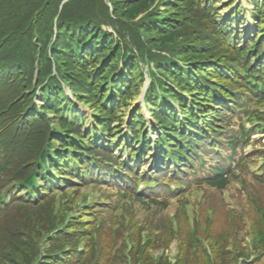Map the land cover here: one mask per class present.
I'll return each mask as SVG.
<instances>
[{
  "label": "trees",
  "instance_id": "obj_1",
  "mask_svg": "<svg viewBox=\"0 0 264 264\" xmlns=\"http://www.w3.org/2000/svg\"><path fill=\"white\" fill-rule=\"evenodd\" d=\"M11 0H0V37L10 35V34H16L17 31V25L21 23V19L26 18V15L21 10L20 14L18 15V18L13 19L12 12L14 9L13 2H10ZM27 0H22L23 8L29 9L30 2L26 3ZM62 0H40V3L36 5L35 0H31V11H33L35 8L39 9L38 15H37V21L36 25L41 33H44V35L47 38H51L53 35V27H54V17L56 12L59 10V4ZM152 0H117V3L115 4L116 9L119 10L120 13H122L121 18V27L123 30H127L129 34L132 36L133 33H135V29H142L143 31H147V36L151 39L144 42H150L154 44H160L162 46L168 45L169 42H173L174 46L177 47L178 50L181 49V52H183L186 56L191 55H197L199 60L196 62V66L198 67H208L209 69L212 68V64L205 65L203 64L202 57L203 55L210 57L208 60H211V58L216 57V55H219L220 61H223L226 65L230 66L232 62L229 59V56L224 53V51L218 49L217 47H213L212 49H207L203 52L196 51L193 44L190 42L192 37H196V34H199V32H196L197 30L200 31H206V29L203 27L204 24L208 28V22L205 21V23L201 20L200 17H198V13L194 12L191 13L194 16L188 17L186 19H182L180 22L178 21L183 14H180L177 19L172 16V11L169 9L160 10L159 8H155L153 11H148L147 14L143 18H140L136 24L132 19L134 16H136L139 12H146L149 9V4ZM103 0H70L67 2L63 9L61 10L60 16L58 18V26L60 28V31H64V34H68L67 36H62L59 32V43L57 44L60 52L58 54V60L60 67L62 69V74H66L68 77V80L71 82L72 85L76 84L77 77L80 74H83L82 70L79 69L77 71V68H70L69 65H72L75 67L77 64L75 60L72 57H67V52L70 50L71 44H67V41H72V36L70 34H73V32L85 29V24H88L90 27L96 25V22L105 14V6H104ZM26 3V4H25ZM25 4V5H24ZM44 7L40 8V6ZM34 7V9H33ZM209 12H212L210 8L208 7V4L202 8ZM167 14L171 17L166 19L164 22H160V15ZM189 20V21H188ZM204 23H202V22ZM163 27H162V26ZM183 25V26H182ZM136 27V28H134ZM88 28V26H86ZM186 30H193L195 33L194 35L185 37L186 43H177V39H179V35L184 33ZM161 35L162 33L166 34L165 38H158L155 34ZM135 41L140 44L141 38L139 33L135 35ZM200 38H198V41ZM74 41V40H73ZM72 41V42H73ZM95 43L98 45V48L95 44H93L92 50H97L99 52L104 51V47L106 45V36L95 38ZM33 50H31V56L33 54H36L37 46L36 44L31 45ZM142 43V47H143ZM112 48V44L110 46ZM191 49V50H190ZM171 52L172 48L169 49ZM105 52V51H104ZM104 52L102 54H104ZM114 52L111 53V56ZM243 55V53H240ZM134 55V52H132L130 58H132ZM117 59V58H115ZM195 59V58H194ZM129 60V59H127ZM202 63H201V62ZM132 63V61H131ZM256 94V92H254ZM264 100V99H263ZM257 113V110L254 111ZM231 145L235 147L236 143L238 142L237 138H233L231 140ZM219 175V173H216ZM208 181L219 184L221 187L225 183V178H220L219 180L215 179H209ZM17 216L16 214H12L11 216L7 213L2 214L0 212V232L7 231L10 227L11 220H16ZM5 223L4 226L1 225V223ZM70 229L69 227H67ZM257 233L260 234V231L257 230ZM68 239V237L66 238ZM0 239V264H35L36 260H39V255L42 254V249L40 245L36 242V240H32L31 242L28 241V239L21 238V240L16 243L14 247V251L16 255H18L17 259H13L12 253L9 257V259H6V256L12 252L11 251V245H10V236H7L4 241ZM65 244L62 239H59L57 242H49L48 245V251H50V255H52V258H54L56 254V249ZM46 247V246H45ZM144 250H141L142 252ZM58 257V255L56 254ZM150 254L147 252L142 259L146 262L149 259ZM49 260V261H48ZM48 260L43 262L44 264H49L52 261L51 257H48ZM230 260V259H228ZM219 261V259H218ZM160 264V263H159ZM180 264V263H179ZM218 264V263H216Z\"/></svg>",
  "mask_w": 264,
  "mask_h": 264
},
{
  "label": "rangeland",
  "instance_id": "obj_2",
  "mask_svg": "<svg viewBox=\"0 0 264 264\" xmlns=\"http://www.w3.org/2000/svg\"><path fill=\"white\" fill-rule=\"evenodd\" d=\"M230 11V9H226L222 14L224 15V16H226L227 14H228V12ZM260 137H263V141H264V135H263V133H258V134H255L254 136H253V139H255V138H260ZM258 146H260L261 148H264V145H259L258 144ZM237 185H239V183H237ZM244 193L242 192V191H239V190H237V195H243ZM155 209H159L158 208V205H153V210H152V212L150 213V214H147V212H148V210H149V208L148 209H143V208H140V214H139V220H138V223L140 222V221H142V220H145V219H148L149 220V222H154V221H156V219H158L159 217H166V215L164 214V213H154L155 212Z\"/></svg>",
  "mask_w": 264,
  "mask_h": 264
}]
</instances>
